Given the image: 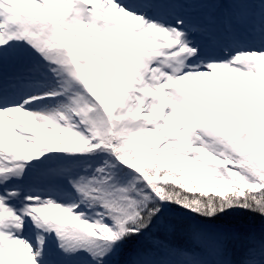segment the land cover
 <instances>
[{
  "label": "snow or ice",
  "instance_id": "snow-or-ice-1",
  "mask_svg": "<svg viewBox=\"0 0 264 264\" xmlns=\"http://www.w3.org/2000/svg\"><path fill=\"white\" fill-rule=\"evenodd\" d=\"M0 264H264V0H0Z\"/></svg>",
  "mask_w": 264,
  "mask_h": 264
},
{
  "label": "trees",
  "instance_id": "trees-1",
  "mask_svg": "<svg viewBox=\"0 0 264 264\" xmlns=\"http://www.w3.org/2000/svg\"><path fill=\"white\" fill-rule=\"evenodd\" d=\"M222 223L228 224L238 231H245L250 228L259 229L261 227V221L259 219H253L242 213L237 216L226 218Z\"/></svg>",
  "mask_w": 264,
  "mask_h": 264
}]
</instances>
